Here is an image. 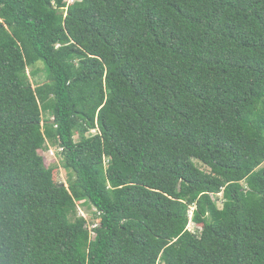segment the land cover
Segmentation results:
<instances>
[{"label": "trees", "instance_id": "trees-1", "mask_svg": "<svg viewBox=\"0 0 264 264\" xmlns=\"http://www.w3.org/2000/svg\"><path fill=\"white\" fill-rule=\"evenodd\" d=\"M0 264H264V0H0Z\"/></svg>", "mask_w": 264, "mask_h": 264}, {"label": "rangeland", "instance_id": "rangeland-1", "mask_svg": "<svg viewBox=\"0 0 264 264\" xmlns=\"http://www.w3.org/2000/svg\"><path fill=\"white\" fill-rule=\"evenodd\" d=\"M75 0H68L69 4L74 2ZM33 68H29L28 71L31 72ZM34 69H38L39 72L37 75H31V81L33 83V86L36 87L37 85L43 83L46 81V73L44 70L43 64L40 62L37 64V66ZM76 139H79L78 136H76ZM40 154L44 157L45 163L49 167H54V172H55V180L58 183H63L66 186H68V181H69V174L68 171L64 168L63 161H62V156L60 154V149L58 147L54 146H49L46 149H42L39 151ZM197 164L201 168H206L202 163L196 161ZM222 194H218L219 199L221 198ZM218 205L221 207L222 202L219 200ZM194 208L191 210V218H192V212ZM78 214L79 216L86 217L88 220V228L91 232V237H95V233L93 232V228L96 226V223L98 220L94 219V214H95V208L94 207H88L85 206L84 204H79L78 205ZM188 229L192 231H196L197 229H201L200 225H196L192 220H190Z\"/></svg>", "mask_w": 264, "mask_h": 264}, {"label": "built area", "instance_id": "built-area-1", "mask_svg": "<svg viewBox=\"0 0 264 264\" xmlns=\"http://www.w3.org/2000/svg\"><path fill=\"white\" fill-rule=\"evenodd\" d=\"M73 3V2H72Z\"/></svg>", "mask_w": 264, "mask_h": 264}]
</instances>
